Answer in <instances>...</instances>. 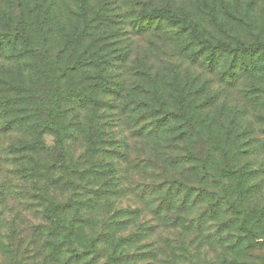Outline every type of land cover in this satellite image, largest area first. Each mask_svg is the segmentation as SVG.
<instances>
[{
    "label": "rangeland",
    "instance_id": "obj_1",
    "mask_svg": "<svg viewBox=\"0 0 264 264\" xmlns=\"http://www.w3.org/2000/svg\"><path fill=\"white\" fill-rule=\"evenodd\" d=\"M162 6L194 21L199 34L213 45L222 47L230 44L237 47V40L245 44L264 42V0H0V45L3 48V55L0 53V79L3 80L0 95H12L17 111L20 106L28 107L31 111L38 98L31 99L32 104H23L18 100L29 90H41L47 81L46 100L56 98L61 101L58 123L65 131V161L80 172L77 178L81 179V186L78 187V194H75L76 199L82 190L86 194L103 188L110 191L105 204L103 201L95 204L91 211L81 207L80 212L73 208L63 214L66 219L80 215V218L86 217L91 223H82L85 231L81 236L83 240L75 242L77 246L86 242L87 236H94V228L99 227L101 221H95L93 215L97 220L104 211L113 213L119 210L116 213H121L128 203L140 210L144 208L143 198L140 199L142 193L129 192L128 186L124 185L123 175L117 169H108V165L116 167L124 159L142 161L146 150L143 141L128 139L127 130L117 125L114 116L118 112L115 109L118 102L110 99L114 90H104L98 118L93 116V107H83L76 100L78 85L86 87L85 91L89 94L95 90L98 72L101 76H110L114 82L122 73L126 74L127 80L130 79L127 73L130 69L126 67L128 60L121 65L120 58L131 41L134 47L141 49L147 48L149 41H153L157 47L149 52L150 62L155 64L153 71L157 68L162 79L166 65L176 67L179 84L185 88L184 93L188 96L192 94L195 103L204 97L207 99L210 97L208 94L213 92L210 101L207 99L208 110L203 108L208 112L203 116L209 121L203 123L201 128L219 133L223 138L227 135L229 140L226 152L219 151L218 158H212L214 161L211 163L215 167H222L223 161H232L242 170L250 169L252 176L247 174L241 180L245 208L258 210L264 207V52L240 49L231 53L226 49L214 48L211 44L213 50H217L212 53L210 48L206 53L210 57L213 54L214 64L209 67L205 63L201 67L192 57L180 54L173 43L160 40L158 34L135 33L138 10ZM151 22L158 23V20H146L144 25ZM21 24L29 41L27 49L20 44H11L13 37L10 36L14 34L16 37L18 31L21 32ZM86 34H99L101 46L107 47L101 52L105 56L103 62L98 63L99 66H87L95 48L90 39L83 41L82 36ZM78 50H87L83 56L86 63L64 70V66H71L70 55ZM96 56L93 55V59ZM198 59L202 62V58ZM53 67L57 71H53ZM4 88L8 91H3ZM28 110L20 115L28 114ZM38 112L33 109L26 118L29 124L23 127L0 130V264H51L44 255L50 238L43 243L40 234L35 236L36 239L33 234V225L42 221L38 205L45 201L42 199L44 196L65 200L71 194L66 188L67 184H51L54 177L59 175L47 165V162L54 160L52 155L56 156V149H52L56 144L55 136L42 135L44 148L38 153L19 148L21 141H26L28 147L34 138L30 123L36 120ZM90 120L103 139L93 157H90L92 153L83 138L85 131L82 133L78 126L81 125L83 129ZM95 121L102 124L96 125ZM77 130L80 131L79 135ZM212 133L209 139L211 143L215 140ZM219 144L223 146L222 141ZM73 161L76 163H70ZM88 161H98L96 168H93L95 171L87 167ZM176 161H182L185 167L190 165L189 159L183 155H179ZM129 175L143 177L130 172ZM58 178L67 181L70 176L64 174ZM82 185L88 186L84 188ZM120 188L124 190L119 191ZM225 217V214L220 215V218ZM121 225L115 224L111 229L117 230V235L131 231L132 223L126 228H115ZM214 228L213 237L210 235L206 239L196 238L184 227L180 230V238L175 240L171 239V229L160 231L161 239L154 231L153 235L148 234L143 239H130L119 250L129 253L126 259L128 264H264V244L261 242L264 238L253 241L243 236L242 230L239 231L240 238L234 242L231 236H226V230L217 234ZM254 229L255 238L264 236L262 222L255 223ZM60 233L59 228L49 232L56 241L61 240ZM105 245L109 249L108 244Z\"/></svg>",
    "mask_w": 264,
    "mask_h": 264
},
{
    "label": "trees",
    "instance_id": "obj_2",
    "mask_svg": "<svg viewBox=\"0 0 264 264\" xmlns=\"http://www.w3.org/2000/svg\"><path fill=\"white\" fill-rule=\"evenodd\" d=\"M137 17L139 19L135 33L140 35L150 32L158 34L157 37L160 40L164 39L173 43L180 54L192 57L201 67H204L205 63H208L209 67L214 64L213 54L210 57V54L206 53V50H210V48L212 53L220 48L231 53H236L240 49H245L248 52H264V42L260 41L245 44L237 40L235 45L237 47L230 44H224L222 47L213 45L199 34L194 21L179 15L169 7L141 8L137 12ZM155 19L158 20V23L151 22L144 25L146 20L150 22ZM20 30L21 32L18 31L16 37L14 34L10 36V38L13 37L11 44L15 46L20 44L27 49L29 41L23 24H21ZM91 36V34L82 36L83 41L90 39L95 48L87 61L89 67L99 66L98 63L103 62L105 55L101 52L107 48L101 46L99 34ZM129 43L128 50L121 53L120 62L121 65H124L128 60L126 67L130 69L127 72L130 79L127 80L126 74L122 73L118 81L114 82L110 76L106 74L101 76L98 72L95 90L89 94L85 91L86 87L78 85L76 100L83 107H93V116L98 118L100 117L101 103H103L102 96L105 95L104 90L107 88L111 91L114 90L115 93L114 95L110 94L112 96L110 99L118 102L115 105L118 112L114 116L117 125L123 130H127L128 139L135 138L136 141H143L146 150L142 161L124 159V161H119L120 163H117L116 167L108 165V169H117L118 173L123 175L124 185L128 186L129 192L142 193L143 197L141 196L140 199L143 198L144 208L140 210L128 203L125 206V211L121 213H116L119 210H115L113 213L104 211L97 220L93 215L92 218L97 222L100 220L101 223L99 227L94 228V236H87V241L81 245L77 246L76 243L83 240L81 236L85 231L83 230L85 225L82 223L91 225L88 222L89 219L82 216L80 218V215H77L76 218L66 219L63 214L73 208L78 212L82 208L91 211L95 204L102 201L104 203L110 191L103 188L91 192L92 194H86L82 190L76 199L75 194H78V187L81 186V179L77 178L80 172L71 168L69 162L65 161L63 153L65 131L61 130L58 123L61 117L59 112L61 101L56 98L46 100L45 85L47 81H45V85L41 86V90H29L28 93L22 94L18 100L23 104H32L31 99L38 98V101L34 102L33 109L39 110L36 120L30 123L34 138L28 143V147L26 141H21L19 148L38 153L44 148L42 135L52 134L55 136L56 144L52 149H56V156L53 154L54 160L47 162V165L50 170L56 171L59 175L54 177L51 184L53 186L67 184L66 188L71 192L65 200H54L44 196L42 199L45 201L38 205L42 221L33 225V234L34 238L40 234L43 243H47L50 238V245L44 254L49 263L128 264L126 259L129 258L130 255L127 256L129 253L119 250L121 246H124L123 244L135 237L143 239L148 234L153 235L154 231L161 239L162 236L159 232L164 229L173 231V238L171 237L173 240L180 238L182 227L199 239H206L210 235L213 237L212 228L214 227L217 234L221 230H226L228 232L226 236H231L234 242L240 238L239 231L242 232V230L245 234L243 236L250 237L253 241L264 238V236L255 238L254 229L255 223L262 222L264 225V207L258 210L246 209L243 202L245 195L240 189L243 177L247 174L249 177L252 176L251 170H242L232 161H223L222 167H215L211 163L214 161L212 158H218L219 151L226 152L229 140L227 135L223 138L219 133L214 134L209 129L201 128L203 123L209 121L206 119L207 117L203 116L204 114L208 115V112L203 108L206 107L205 109L208 110L207 99L210 101L213 92L208 94L210 97L207 99L204 97V100L195 103L192 94H189L191 97L189 98L188 94L184 93L185 88L179 84V72L176 67L166 65V72L162 79H160V72L157 68L156 71H153L155 64L150 62L149 57V52L157 49L153 41H149L148 47H144V49L134 47L133 41ZM211 44L217 49L213 50ZM2 50L0 45V53L3 52ZM86 53L87 50L74 51L70 55L71 66L66 65L63 69L77 68L86 63L83 58ZM95 54L97 56L93 59ZM198 58H202V62ZM53 71H57L55 67H53ZM164 78H167L165 82ZM2 81L0 79V83ZM3 91L7 92L8 90L4 88ZM94 92H96L95 96H93ZM12 99L13 97L9 93L0 95V130L10 131L15 129V126L23 127L29 124L26 122V118H29L33 109L29 111L28 107L20 106L17 111ZM27 110L28 114L20 115ZM95 123L96 125L102 124L97 121ZM93 124L94 122L91 120L87 121L83 129L78 124L80 131L82 133L85 131L83 138L92 153L90 157L94 156L103 140L100 138V131L95 130ZM80 131L77 130L78 135ZM211 133L215 136L212 143L209 142ZM219 141H222L223 146L219 144ZM179 155L188 158L190 165L185 167L184 163L181 164L182 161H176ZM96 163L98 161H88L87 167L92 169L91 171H95L93 168H96ZM247 171L249 172L247 173ZM129 172L134 175L140 174L143 177L130 176ZM64 174L70 178L67 181H60L61 178L58 177ZM74 177H76L75 180ZM87 186L82 185L84 188ZM122 190L124 188L119 189V191ZM105 192H107L106 195ZM221 214H225L226 217L220 218ZM106 220L108 222H105ZM130 223H132L131 231L127 234L117 235V230L111 229L115 224H123L115 228H126L125 226ZM54 228L61 230V240L56 241L53 234H49ZM261 242L264 244V240ZM105 244H108L109 249Z\"/></svg>",
    "mask_w": 264,
    "mask_h": 264
}]
</instances>
